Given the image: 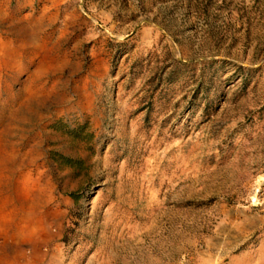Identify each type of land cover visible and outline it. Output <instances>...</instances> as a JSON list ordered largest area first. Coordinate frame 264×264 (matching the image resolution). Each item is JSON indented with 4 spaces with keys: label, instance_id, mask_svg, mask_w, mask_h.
I'll list each match as a JSON object with an SVG mask.
<instances>
[{
    "label": "rangeland",
    "instance_id": "1",
    "mask_svg": "<svg viewBox=\"0 0 264 264\" xmlns=\"http://www.w3.org/2000/svg\"><path fill=\"white\" fill-rule=\"evenodd\" d=\"M0 264H264V0H0Z\"/></svg>",
    "mask_w": 264,
    "mask_h": 264
}]
</instances>
